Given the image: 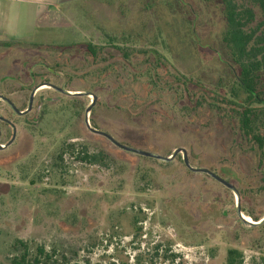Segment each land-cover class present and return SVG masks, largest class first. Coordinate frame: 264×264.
<instances>
[{
  "label": "rangeland",
  "instance_id": "1",
  "mask_svg": "<svg viewBox=\"0 0 264 264\" xmlns=\"http://www.w3.org/2000/svg\"><path fill=\"white\" fill-rule=\"evenodd\" d=\"M225 30L221 6L206 0H81L62 5L36 42L0 49V96L24 112L37 89L24 115L0 98V117L17 130L0 150V264L16 240L63 264H228L230 250L241 264H264V223L241 220L234 191L192 172L183 154L127 152L86 123L163 157L185 149L192 167L235 186L243 215L263 219L264 155L219 103L233 83ZM88 43L122 49H109L107 75L98 69L108 56L79 50ZM205 98L223 109L195 110ZM0 131L5 146L13 130L0 119Z\"/></svg>",
  "mask_w": 264,
  "mask_h": 264
},
{
  "label": "trees",
  "instance_id": "2",
  "mask_svg": "<svg viewBox=\"0 0 264 264\" xmlns=\"http://www.w3.org/2000/svg\"><path fill=\"white\" fill-rule=\"evenodd\" d=\"M209 3L219 4L225 16L226 30L223 33V43L227 49L231 65L233 66L232 85L223 97L221 104L230 107V115L227 116L239 126L241 134L254 143L261 153L264 155V0H251L250 5L238 6L235 0H206ZM257 9V13L255 11ZM259 15V19L257 18ZM255 24V26H254ZM82 47V49H81ZM108 47V48H106ZM83 53L93 56L94 60L103 58L106 63H102L98 69L100 73L108 74V70L115 68L114 64L109 62V49L113 48L118 51L122 49L114 44L109 46H96L92 43L82 44L78 47ZM79 53V52H78ZM159 52L152 51L153 63L155 66L160 65ZM133 53L125 54L126 58L132 56ZM143 54L150 55L145 51ZM155 86L157 82H154ZM189 90V84L186 81L179 80ZM220 96H218L219 98ZM194 109H203L208 103V109H223L218 103L208 102L204 100H196ZM182 109V108H181ZM227 109V108H224ZM188 110V108H185ZM199 117V116H197ZM71 151L75 152L76 148L71 146ZM64 151V150H63ZM62 151V152H63ZM65 152V151H64ZM73 152V153H74ZM173 154V153H172ZM171 154V155H172ZM82 155L78 151L76 159ZM170 155V156H171ZM103 158V154H95L94 156L84 154L80 158L82 161L99 162ZM93 159V160H92ZM179 161L180 156L175 157L172 161ZM242 198V197H241ZM255 222L262 220L261 217L248 213ZM264 223V222H263ZM14 255L9 258V264H63L56 256V252L48 253L44 247H38L34 255L31 254L30 246L21 241L16 240L14 243ZM228 264H241V255L234 250L229 251ZM65 258V257H64Z\"/></svg>",
  "mask_w": 264,
  "mask_h": 264
},
{
  "label": "crops",
  "instance_id": "3",
  "mask_svg": "<svg viewBox=\"0 0 264 264\" xmlns=\"http://www.w3.org/2000/svg\"><path fill=\"white\" fill-rule=\"evenodd\" d=\"M77 1L81 0H0V49L36 42L38 31L57 17L60 7Z\"/></svg>",
  "mask_w": 264,
  "mask_h": 264
},
{
  "label": "water",
  "instance_id": "4",
  "mask_svg": "<svg viewBox=\"0 0 264 264\" xmlns=\"http://www.w3.org/2000/svg\"><path fill=\"white\" fill-rule=\"evenodd\" d=\"M44 85H48L54 89H56L57 91L61 92V93H66V94H69V95H72V93L70 92H66L65 90L59 88V87H56L54 85H51V84H44ZM43 85H41L40 87H42ZM39 87V88H40ZM37 90V89H36ZM36 90H34L32 92V95L30 97V101H29V106L28 108L23 112V111H20L18 110L14 103H12L8 98H5V97H2L0 96L1 99L5 100L6 102H8L10 104V106L13 108V110L19 114V115H24L28 112H30L32 110V107H33V102H34V95L36 93ZM76 94H82V93H76ZM95 104V97L93 99V102L92 104L87 108L86 112L87 114H89L92 110V107L94 106ZM1 120L3 121H6L10 124H12L11 122H9L8 120H6L5 118L3 117H0ZM86 123L88 125V128L93 132V133H96L98 135H101V136H104L105 138H107L108 140H110L114 145H116L117 147H119L120 149L122 150H125L127 152H131V153H135V154H138V155H141V156H145V157H149V158H154V159H157V160H161V161H164V162H169V161H172L175 157H177L179 154H183V161H184V164L186 165V167L188 169H190L192 172H195V173H204V174H207L209 176H211L213 179L217 180L218 182H220L221 184H223L225 187H227L228 189L234 191L237 195V202H238V209H237V212H238V215L239 217L241 218V220L244 222V223H247V224H250L252 226H257V225H260L264 222V218L262 220H260L259 222H248L243 214H242V211L240 209V197H239V194L235 188L234 185H232L230 182H228L227 180H225L224 178L220 177L219 175L215 174L214 172L206 169V168H194L191 166L190 162H189V159H188V154H187V151L183 148H178L176 149L173 154L169 157H163L161 155H158V154H155V153H152V152H149V151H144V150H140V149H136V148H132V147H129V146H126V145H123L121 143H119L118 141H116L110 134L106 133V132H102V131H98L96 129H93L91 128V126L89 125V120L87 119L86 120ZM13 126V136L11 138V140L5 145L3 146L1 143H0V150L1 149H4L8 146H10L15 138H16V133H17V130L15 128V126L12 124ZM0 136H1V131H0Z\"/></svg>",
  "mask_w": 264,
  "mask_h": 264
},
{
  "label": "flooded vegetation",
  "instance_id": "5",
  "mask_svg": "<svg viewBox=\"0 0 264 264\" xmlns=\"http://www.w3.org/2000/svg\"><path fill=\"white\" fill-rule=\"evenodd\" d=\"M42 88H44V87H42ZM55 91H57L56 89H55ZM58 92V91H57ZM60 93V92H59ZM32 95V94H31ZM7 103V102H6ZM8 104V106L9 107H11L10 106V104L9 103H7ZM12 108V107H11ZM13 109V108H12ZM14 111V110H13ZM15 112V111H14ZM5 118V117H4ZM6 120H8L9 122H11V120L10 119H7V118H5ZM1 122L2 123H4L5 125H7V126H10V127H12V130H13V126H12V124H10V123H8V122H6V121H3V120H1ZM12 123V122H11ZM244 217H245V219L247 220V216L246 215H243ZM249 217V216H248ZM250 218V220L251 221H248V222H255L251 217H249Z\"/></svg>",
  "mask_w": 264,
  "mask_h": 264
},
{
  "label": "bare ground",
  "instance_id": "6",
  "mask_svg": "<svg viewBox=\"0 0 264 264\" xmlns=\"http://www.w3.org/2000/svg\"><path fill=\"white\" fill-rule=\"evenodd\" d=\"M43 87H44V86H43ZM244 218H245V217H244ZM247 220H248V221H251L249 217H247ZM253 223H255V222H253Z\"/></svg>",
  "mask_w": 264,
  "mask_h": 264
}]
</instances>
